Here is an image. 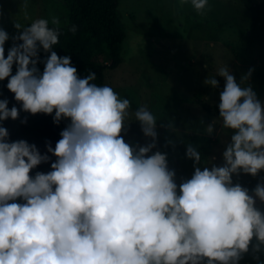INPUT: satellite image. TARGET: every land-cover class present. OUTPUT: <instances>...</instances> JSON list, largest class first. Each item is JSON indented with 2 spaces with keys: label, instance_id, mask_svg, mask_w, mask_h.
Instances as JSON below:
<instances>
[{
  "label": "clouds",
  "instance_id": "obj_1",
  "mask_svg": "<svg viewBox=\"0 0 264 264\" xmlns=\"http://www.w3.org/2000/svg\"><path fill=\"white\" fill-rule=\"evenodd\" d=\"M180 4L200 15L211 8L210 0ZM14 27L22 31L11 37L6 55L9 33L0 27V81L7 78L20 105L0 99V264H241L250 251L264 264V209L257 206V200L264 204V177L251 190L233 181L264 170V100L245 84L253 69L239 82L229 66L218 70L225 81L218 117L231 133L223 162L202 164L199 146L187 143L194 171L178 184L168 153L152 151L156 115L139 105L132 121L151 141L126 142L121 133L130 123L131 101L109 84L94 83V71L81 78L70 55L54 50L58 17ZM69 31L75 34L77 26ZM41 51L50 54L42 59ZM203 83L219 87L216 76ZM21 110L54 113L57 125L70 122L42 154L35 143L9 139L2 122ZM215 124L205 131L213 133ZM167 127L176 128L171 121ZM49 153L56 157L51 170L30 174L51 160Z\"/></svg>",
  "mask_w": 264,
  "mask_h": 264
},
{
  "label": "rangeland",
  "instance_id": "obj_2",
  "mask_svg": "<svg viewBox=\"0 0 264 264\" xmlns=\"http://www.w3.org/2000/svg\"><path fill=\"white\" fill-rule=\"evenodd\" d=\"M263 1L210 0L205 15L190 4L181 5L180 0L119 1L118 13L126 31L122 63L106 71L105 84L131 101L130 123L121 134L130 144L151 141L143 135L139 121H132L134 110L146 105L158 119L157 145L152 151L168 153L178 184L194 171L193 161L185 155L187 143L199 146L202 164L223 162L222 152L231 133L221 127L218 117L219 92L225 83L217 75L221 67L229 66L238 82L253 69L245 84L264 100V28L250 29L248 10L249 4ZM54 16L60 25L67 24L64 0H0V27L9 33V39L22 31L14 27L16 22L27 25L36 18L51 21ZM213 76L219 81L216 89L203 83ZM214 120V131L208 134L206 127ZM169 121L175 131L167 127ZM169 139L172 144H167ZM234 176L258 182L264 170L255 177ZM241 264H257L251 251Z\"/></svg>",
  "mask_w": 264,
  "mask_h": 264
},
{
  "label": "trees",
  "instance_id": "obj_3",
  "mask_svg": "<svg viewBox=\"0 0 264 264\" xmlns=\"http://www.w3.org/2000/svg\"><path fill=\"white\" fill-rule=\"evenodd\" d=\"M120 0H64L68 8V21L66 25H60L59 43L54 50L58 55H70L72 64L77 68L81 78L88 75L89 70L96 73L93 81L98 85L105 84V74L107 70H113L122 63V46L126 37L125 27L122 24L118 4ZM251 17V30L258 26L264 28V1L255 2L248 5ZM77 26V31L73 34L69 31L72 25ZM51 26V23H50ZM21 41H17L19 43ZM12 39L5 42V55L12 46ZM50 53L40 52L43 59ZM38 68L43 71V63H38ZM15 65L13 66V74ZM7 78L0 81V99L8 98L9 107L15 104L20 105L14 100V94L6 88ZM54 114V113H53ZM53 114H30L23 110L15 120L8 118L3 121L9 131L10 140L25 139L29 143H35L43 154L47 151L46 141H50L52 146L61 138L60 132L70 122L65 119L60 124H54ZM27 118L26 123L21 121ZM51 156L48 162H42L31 170L32 175L36 171L47 172L51 170V163L56 159ZM233 181L239 182L250 190L255 187L257 181L248 178H238L233 176ZM257 206L264 208L257 200Z\"/></svg>",
  "mask_w": 264,
  "mask_h": 264
}]
</instances>
